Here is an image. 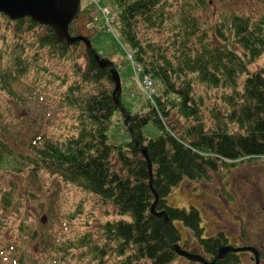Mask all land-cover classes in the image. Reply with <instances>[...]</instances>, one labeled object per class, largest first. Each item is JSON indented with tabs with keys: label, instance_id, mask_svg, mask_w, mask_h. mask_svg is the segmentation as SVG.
Here are the masks:
<instances>
[{
	"label": "trees",
	"instance_id": "1",
	"mask_svg": "<svg viewBox=\"0 0 264 264\" xmlns=\"http://www.w3.org/2000/svg\"><path fill=\"white\" fill-rule=\"evenodd\" d=\"M106 1L118 9L120 33L132 50L133 62L141 67V76H150L160 88L154 103L147 101V111L131 114L128 123L147 149L152 187L158 195L155 210L168 217L165 235L162 218L151 212L155 199L145 158L132 139L118 145L108 142V126L118 109L112 87L103 85L107 82L114 87L108 67L100 68L81 41L58 42L52 28L29 17L11 20L0 12V32L11 25L17 34L34 35L29 56L21 34L12 44V52L0 49V91L11 93L15 83L33 70L49 74L46 57L69 62L72 81L66 75L55 76L65 85L59 92L61 102L76 115L74 132L43 138L38 145L32 142L25 153L13 151L0 128V172L56 177L111 204L114 215L120 217L102 224L99 244L84 234L75 242H65L64 248L57 250L59 256L49 259L51 255L44 252L42 256L30 251L27 240L6 243L0 249V264H64L66 254L73 249H82L79 255L87 254L90 264H173L177 254L167 242L179 245V224L212 258L226 243L222 232L203 238L198 209L193 205L187 209L170 206V191L183 179L206 180L214 174H226L239 162L264 157V70H250V65L264 58V10L257 17L224 14L210 24L200 17L206 0ZM86 12L81 8L80 14ZM86 16L90 24L93 17ZM75 24L73 20L69 26L70 35ZM154 32L160 37L152 36ZM80 46L82 52L78 51ZM36 61L43 65L35 67ZM197 84L206 92L215 89L220 94L221 108L206 110L211 125L201 113L205 92L195 94ZM150 122L160 134L146 139L142 128ZM13 202L11 189L1 188L0 228L23 208L18 203L11 215L3 217ZM25 213V224L22 222L19 231L24 227L26 239L34 240L37 232L25 222ZM234 261L229 253L215 264Z\"/></svg>",
	"mask_w": 264,
	"mask_h": 264
},
{
	"label": "rangeland",
	"instance_id": "2",
	"mask_svg": "<svg viewBox=\"0 0 264 264\" xmlns=\"http://www.w3.org/2000/svg\"><path fill=\"white\" fill-rule=\"evenodd\" d=\"M206 2L207 6L200 11V17L210 24L219 21L224 14L238 13L257 17L264 10V0H206ZM81 7L89 12L79 14L72 36L89 37L98 56L112 62L119 75V100L124 109L130 114L145 113L149 100L143 91L150 94L149 99L153 104L154 91L158 93L160 88L158 83L145 87L148 80L143 83L141 72L137 71L141 67L133 66L130 59L132 50L120 33L117 7L106 0H81ZM86 15L94 18L90 24ZM2 26L7 27L5 21ZM20 34L22 46L26 47L25 53L29 56L28 46L33 43L34 35L24 31L17 34L11 25L0 32V49L9 52L12 44L18 42L17 36ZM154 35L156 38L160 37V33L154 32L152 36ZM78 51L82 52L83 47L80 46ZM44 64L51 69L50 75L46 73L40 75L33 70L24 76L21 82L15 83L11 93L0 91V128L13 151L25 153L30 150L33 143L41 144L43 138L44 140L59 138L74 132L75 112L61 102L59 92L65 85L55 76L58 73L66 75L72 81L70 63L46 57ZM33 65L40 68L39 66L43 64L36 61ZM250 70H264V58L250 65ZM103 85L114 89L107 82ZM194 89L195 94L205 92L201 113L205 116L206 124L211 125L206 110L221 108L222 102L218 98L220 94L216 93L215 89L206 92L204 87L198 84ZM124 118L119 108L114 111L107 131L110 144H125L132 139L125 128ZM159 134V129L151 122L142 128V136L146 139H153ZM1 188L3 190L10 188L14 196L12 207L3 217L11 215L18 203L24 208H20L14 215L15 218H11L5 227L0 228L2 250L6 243L27 240L30 251L35 250L42 256L44 252L51 255L50 259L59 256L57 250L63 249L65 242H75L84 234H89L92 241L99 244L102 224L107 220L120 218L114 215V207L111 204L103 203L94 194L47 174L10 176L0 172ZM167 202L177 208L187 209L191 205L196 207L201 217L202 237L208 238L220 231L226 242L222 246L236 247V244L244 242L238 241L241 233L247 241L256 234L264 237V157L239 162L226 174H214L206 180L183 179L178 186L172 188ZM25 211L28 215L25 222L37 232L34 240H30L29 237L26 239L24 227L19 231L26 215ZM124 219L128 220L129 217L124 216ZM179 228L182 231V239L179 242L182 249L198 254H202V251L205 258L211 257L204 253L187 229L180 224ZM13 238L16 241H6ZM82 252V249H73L65 253L64 264L92 263L87 254L79 255ZM240 256L241 264H248L247 256L244 253ZM173 264L201 263L177 255Z\"/></svg>",
	"mask_w": 264,
	"mask_h": 264
},
{
	"label": "water",
	"instance_id": "3",
	"mask_svg": "<svg viewBox=\"0 0 264 264\" xmlns=\"http://www.w3.org/2000/svg\"><path fill=\"white\" fill-rule=\"evenodd\" d=\"M81 8V0H0V12L5 14L11 20L20 19L24 17H29L32 21L39 23L41 25L48 26L52 28L56 39L59 42L65 40L68 44H74L77 41H82L86 48L94 56L98 66L100 68L109 67V72L111 78L114 81V89L112 96L115 104L125 115L124 124L126 125L128 132L131 135L132 140L134 141L136 147L143 155L146 160L148 171H149V186L154 195V203L151 207V212L153 215L162 218L165 235V229L168 223L167 215L161 211L158 212L155 210L158 195L154 188L152 187V167L148 157L147 149L141 145L134 136L133 129L130 127L128 120L130 115L125 113L124 108L122 107L119 100L120 93V79L119 75L114 68V65L109 60L100 58L96 51L93 49L91 42L84 36H71L69 34V26L73 20L78 17ZM169 248L175 252L177 255H180L189 261L198 262L201 264H215L217 260L224 258L227 252H238L244 251L247 248L245 247H232V246H220L217 249V253L212 261L208 262L204 257L196 254L187 252L182 249L178 244L171 245L167 242Z\"/></svg>",
	"mask_w": 264,
	"mask_h": 264
},
{
	"label": "flooded vegetation",
	"instance_id": "4",
	"mask_svg": "<svg viewBox=\"0 0 264 264\" xmlns=\"http://www.w3.org/2000/svg\"><path fill=\"white\" fill-rule=\"evenodd\" d=\"M242 235L243 233L238 236V241L244 242L236 244V247H245L247 249L240 253H232V256L235 260L233 264L242 263V257L240 256L241 253H244L247 256L248 264H264V237L256 234L255 236L251 237L250 241H247ZM210 259L212 260V258L206 257V260Z\"/></svg>",
	"mask_w": 264,
	"mask_h": 264
},
{
	"label": "built area",
	"instance_id": "5",
	"mask_svg": "<svg viewBox=\"0 0 264 264\" xmlns=\"http://www.w3.org/2000/svg\"><path fill=\"white\" fill-rule=\"evenodd\" d=\"M146 80H148V83L145 85V87H149V86H151V82H150L149 79H147V78L144 80V83L147 82ZM146 92H147V91H146ZM147 94H148V96H150L149 93H147Z\"/></svg>",
	"mask_w": 264,
	"mask_h": 264
},
{
	"label": "bare ground",
	"instance_id": "6",
	"mask_svg": "<svg viewBox=\"0 0 264 264\" xmlns=\"http://www.w3.org/2000/svg\"><path fill=\"white\" fill-rule=\"evenodd\" d=\"M154 98H155V97H154ZM154 98H153V99H154ZM119 99H120V98H119ZM154 100H155V99H154ZM122 105H123V104H122Z\"/></svg>",
	"mask_w": 264,
	"mask_h": 264
}]
</instances>
